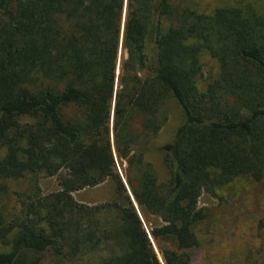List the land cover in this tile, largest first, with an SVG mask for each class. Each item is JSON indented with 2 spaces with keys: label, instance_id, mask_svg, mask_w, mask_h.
Listing matches in <instances>:
<instances>
[{
  "label": "trees",
  "instance_id": "obj_1",
  "mask_svg": "<svg viewBox=\"0 0 264 264\" xmlns=\"http://www.w3.org/2000/svg\"><path fill=\"white\" fill-rule=\"evenodd\" d=\"M203 53L217 62L205 78ZM168 95L183 121L158 147L170 171L159 183L140 138L163 126ZM116 158L127 162L125 180L143 216L161 220L150 235L164 264H192L196 228L208 215L200 195L264 176V8L0 0V264L46 256L60 263L103 247L99 264H161ZM39 173L57 176L59 189L42 195L36 187L8 214L9 181ZM106 179L113 200L74 199Z\"/></svg>",
  "mask_w": 264,
  "mask_h": 264
},
{
  "label": "rangeland",
  "instance_id": "obj_2",
  "mask_svg": "<svg viewBox=\"0 0 264 264\" xmlns=\"http://www.w3.org/2000/svg\"><path fill=\"white\" fill-rule=\"evenodd\" d=\"M188 3L199 11H210L215 6L223 4L244 3H252L261 9L264 8L263 0H188ZM124 57L125 52L120 46L117 75ZM202 61L204 78L211 71L216 72L217 62L208 53L202 54ZM163 111L166 119L159 132L156 135H142L140 138V146L145 149L144 159L152 165L159 183L168 181L170 171L158 147L172 139L177 127L183 121L182 109L171 95L165 99ZM69 113H74V110ZM112 117L113 113L111 126ZM126 168L127 162L122 161L121 164V161L116 158V169L132 200V194L125 180ZM36 187L42 195L55 192L59 189L58 177L39 173L9 181L8 194L2 200L7 213L15 214L20 207L19 201L24 199V195H33ZM72 195L76 201L87 205L104 203L114 199V183L106 179L96 186L74 191ZM132 203L142 220L160 263L164 264L157 244L150 235L151 226L160 224L161 220L153 215L146 218L134 199ZM199 205L206 209L208 215L196 228L200 243L191 252L192 264H264V176L259 181L246 176L238 177L213 194L203 192L199 197ZM102 218L111 221L112 215L103 213ZM166 245L171 247L173 244L167 241ZM2 249L4 246L0 244V250ZM106 255L107 250L103 247L96 252L80 253L74 259L63 260L60 263L46 256L41 260V264H99Z\"/></svg>",
  "mask_w": 264,
  "mask_h": 264
},
{
  "label": "water",
  "instance_id": "obj_3",
  "mask_svg": "<svg viewBox=\"0 0 264 264\" xmlns=\"http://www.w3.org/2000/svg\"><path fill=\"white\" fill-rule=\"evenodd\" d=\"M133 200V199H132Z\"/></svg>",
  "mask_w": 264,
  "mask_h": 264
}]
</instances>
